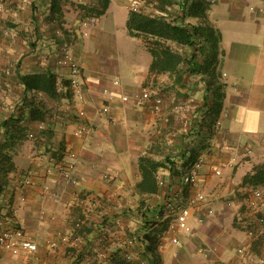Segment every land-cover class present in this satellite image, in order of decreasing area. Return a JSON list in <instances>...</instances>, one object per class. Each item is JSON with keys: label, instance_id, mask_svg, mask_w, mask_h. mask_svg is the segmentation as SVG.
<instances>
[{"label": "crops", "instance_id": "obj_1", "mask_svg": "<svg viewBox=\"0 0 264 264\" xmlns=\"http://www.w3.org/2000/svg\"><path fill=\"white\" fill-rule=\"evenodd\" d=\"M95 2L81 0L77 6L74 0H58L56 5L52 0H13L2 13L0 119L9 115L24 97L17 73L52 72L60 96L43 98L48 107L66 103V69L55 61L59 45L66 41L87 87L84 108L91 131L84 136L75 135L80 120L70 110L36 133L35 149L26 148V155L22 149L18 151L20 146L26 147L20 143L22 140L11 146L15 169L6 175L1 204L2 213L10 210L11 219L4 226L16 224L29 233L38 245V259L0 252V264H95L88 258L101 234L111 255L104 264H135L145 257L146 251H151L138 242L127 247L126 239L134 233L143 232L147 238L157 233L143 226L138 207H156L165 199L186 203L195 189L184 185L180 176L192 149L204 157L197 189L205 194V200L192 209L190 233L179 235L177 245L153 246L148 264H238L239 246L246 249L247 264H264V236L258 235L260 228L256 223L257 216L264 213V186L243 182L256 164L264 162V12L258 10L262 2L214 0L206 12L209 24L218 32L216 71L224 84V97L215 136L203 151L198 137L189 135L172 113L175 102L192 99L191 123L208 119L202 107L206 90L200 75L190 74L186 65L177 73H155L149 71L151 61L146 66L137 62L102 63L96 51L112 46V41L108 42L109 23L114 25L122 16L127 20L130 9L126 0H110L104 12L94 16L95 22L85 27V8ZM186 21L201 23L198 17H187ZM124 31L128 35L126 27ZM87 33L89 40L83 38ZM133 38L148 51L141 38ZM90 44L93 53L88 51ZM108 72L114 75L109 77ZM114 79L119 80L118 85H113ZM106 87L114 94L110 114L99 111ZM142 88L162 95L161 113L153 114L147 106L136 108L120 100V95ZM32 97L30 92L26 94L27 100ZM22 112L21 124L26 126V132L35 131L36 121L28 118V109L23 107ZM197 130L195 125L192 134ZM66 148L76 154V185L66 183L57 172L46 173L52 163L50 158L59 160ZM142 155L169 160L168 167L157 172L155 193L137 188L141 179L138 160ZM216 169L219 174L214 173ZM104 172L115 178L103 179ZM25 173L32 176V185L27 188L18 182ZM160 180L162 184L158 183ZM253 188H261L263 197L251 208L247 197ZM86 194L100 199L92 206L74 201L75 195ZM207 208H212L213 213L206 214ZM198 215L203 216L202 223L196 222ZM77 219L83 222L76 231L73 224ZM106 226L110 227L109 232ZM250 230L255 237L248 235ZM59 232L64 238L58 236ZM75 234L81 238L74 241ZM52 241H56V246L50 245ZM125 252L134 259L124 258Z\"/></svg>", "mask_w": 264, "mask_h": 264}, {"label": "trees", "instance_id": "obj_2", "mask_svg": "<svg viewBox=\"0 0 264 264\" xmlns=\"http://www.w3.org/2000/svg\"><path fill=\"white\" fill-rule=\"evenodd\" d=\"M57 1L52 0V3L56 5ZM109 1L96 0L91 6L95 15H101ZM144 1L148 6L150 5L149 11L143 10L144 8L139 11L129 10L125 23L127 33L132 37L147 39L143 40V43L152 56L149 65L150 72L177 73L181 66L186 65V70L190 74L200 75L206 90L202 107L205 109L208 119H202L198 124L191 123L192 120H190L189 124L181 125L189 135L198 137L200 151H203L210 147L211 139L215 136V122L221 111L224 97V84L220 80L219 72L216 71L219 60L218 32L216 34L206 15L211 4L210 0ZM187 17H198L201 23H190L186 21ZM17 77L24 97L20 103L13 106L14 109L9 115L0 119V219L11 217L10 210L2 213L1 204L7 182L6 175L15 169L9 151L12 149L11 146L17 144L27 134L26 126L21 124L24 116L22 109L23 107L28 109L27 115L30 120L42 121L50 112L47 99H44L43 95L50 99H57L60 96L55 75L50 71L17 73ZM28 92L33 96L31 100L26 98ZM37 95L42 97L37 98ZM64 95L69 96L67 90ZM194 118L193 120H195ZM195 125H198V130L192 134ZM198 155L197 151L192 149L190 159L183 164L193 161ZM192 158L194 159L191 160ZM168 161V159L165 161L155 160L148 155L139 157L138 168L141 179L137 183V188L140 192L155 193L157 172L160 168L168 167ZM243 182L254 187L264 186V162L256 164L252 173L244 176ZM138 208L137 211L140 213L143 226H146L150 213L156 207L140 205ZM152 236V238L145 237L147 241L145 248L147 247L154 253L153 246H156L157 235L153 233ZM151 252H145L148 263L152 256Z\"/></svg>", "mask_w": 264, "mask_h": 264}, {"label": "built area", "instance_id": "obj_3", "mask_svg": "<svg viewBox=\"0 0 264 264\" xmlns=\"http://www.w3.org/2000/svg\"><path fill=\"white\" fill-rule=\"evenodd\" d=\"M81 1V0H76ZM262 6L258 7V10L264 12V0H260ZM13 2V0H0V30L1 16L4 11L6 4ZM214 0H210L213 3ZM130 10L139 11V0H130L128 5ZM254 7L250 6V9ZM95 22V17L90 16L82 22L84 26L88 24H93ZM1 49V42H0ZM55 61L58 66L66 69V90L69 96L66 97V103L58 104L54 103L50 107V112L46 115L44 120L36 122V130L28 131L27 137L34 139L37 136V132H42L48 126H50L53 121L57 120L62 114L68 113L73 110L77 119L80 120L79 124L74 130V134L77 136H84L90 133L91 124L86 120V111L84 108L85 94L87 93V87L83 81L80 74L79 63L73 53L72 47L69 42H62L56 52ZM113 85H118L119 80L114 79L112 81ZM104 96V102L102 103L99 111L103 114H110V101L113 100L114 94L109 88H104L102 90ZM120 100L124 103H131L136 108H143L145 106L149 107L153 114H159L162 111L163 97L161 94L152 91L149 88H142L130 94L120 95ZM192 110V99L186 101H178L172 105V113L174 116L184 125L189 124L191 120L190 112ZM219 125V121H216L215 128ZM49 167L46 168V173L52 174L57 172L66 183L71 185L78 184V178L75 174L76 165V154L69 148L62 151V156L59 160L50 158ZM204 164L203 155L197 156L193 161H189L183 165V171L180 176L181 181L184 185L194 188L195 191L187 198L185 204H178L169 199H165L162 205L156 206L155 210L150 213L148 217V223L145 226L146 229L157 230V246L161 247L166 243L179 244V235L183 234L187 236L190 233V218L192 216V209L196 206L201 205L205 200V194L197 189L198 178L201 173ZM215 174H219V170H215ZM102 178L107 181H112L115 177L110 172H104ZM18 182L21 187L27 188L32 185V176L29 173H25L18 178ZM162 184L160 180L158 182ZM263 197V190L261 188H253L250 195L247 197V204L249 207L254 208L258 205L259 200ZM100 198L89 195H75L74 201L79 204H85L92 206L96 205ZM206 214H212L213 209L207 208ZM10 218L0 219V252H8L13 256H22L23 258L29 260L38 259V245L33 237L27 233L22 227L11 224L10 226H4L6 221H10ZM197 223L203 222V216L198 215L195 217ZM82 220L77 219L73 227L77 231L82 226ZM256 223L259 226V234L264 236V213H261L256 218ZM105 230L110 231V227L106 226ZM106 232V233H107ZM250 237H255L254 231H248ZM58 236L64 238V236L59 232ZM81 238L80 234L73 235V240H79ZM141 243L145 247L147 241L145 240V233H134L128 237L125 241L127 247L134 246L135 243ZM56 241L50 242L51 246H56ZM238 255V264L246 263V249L243 246L236 248ZM110 254L105 245V238L101 234L98 238V246L93 250L92 255L88 258L89 262H95V264H104L109 258ZM124 258L129 261L134 259V256L130 252L124 253ZM148 259L146 257L139 258L135 264H147Z\"/></svg>", "mask_w": 264, "mask_h": 264}, {"label": "rangeland", "instance_id": "obj_4", "mask_svg": "<svg viewBox=\"0 0 264 264\" xmlns=\"http://www.w3.org/2000/svg\"><path fill=\"white\" fill-rule=\"evenodd\" d=\"M129 1L130 0H126L127 5H129ZM78 2L80 1L74 0V4L80 6ZM139 7L140 10L144 8L143 10L149 11L150 9V5L148 6V4H146L144 0H139ZM122 12L126 13V11L123 9ZM84 13H85L84 18L86 19L90 16H95V11L91 9V7H86ZM109 19L110 17L108 16L107 20ZM125 22L126 20H124L122 16L120 19L118 20L116 19L114 25L112 23H109L111 26L109 25L108 27L109 30L108 42L112 41L111 42L112 46L107 47L104 50H102L103 48H101L100 51L99 50L96 51V54H98V57H100L102 63L104 62L105 64L108 62H115V64L120 65L124 62H132V64L137 62L138 65L141 64H144V66L149 65L152 59L151 54L142 47V45L138 42L136 38L130 37L125 33L126 32L124 31ZM80 35H83L82 32ZM83 38L89 40L90 35H88L87 33L83 36ZM141 40L143 41L147 39L141 38ZM89 47L90 48L88 49V51H90V53H93L94 48L92 47V44H90ZM112 75H114L112 72L107 73V76L109 77H112ZM29 139L30 138L27 137V134H25L24 137L21 138L22 141L20 143L26 144V147L22 145L18 148V151L22 149V152H25L23 153L24 155L27 154L26 148H31L32 150L35 149L36 140L34 139L29 140Z\"/></svg>", "mask_w": 264, "mask_h": 264}]
</instances>
